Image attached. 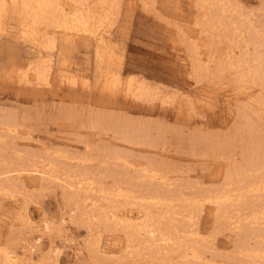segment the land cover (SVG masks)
Here are the masks:
<instances>
[{
  "label": "rangeland",
  "instance_id": "obj_1",
  "mask_svg": "<svg viewBox=\"0 0 264 264\" xmlns=\"http://www.w3.org/2000/svg\"><path fill=\"white\" fill-rule=\"evenodd\" d=\"M7 1L11 3V0ZM196 1L121 0L119 15L108 36L111 40L110 51L101 58L96 57L95 49L88 40L77 39L67 43L59 34L56 36L55 50L52 49L51 52V49L43 50L40 47L43 54L42 59L53 56H51V60L54 71L61 68L86 78L88 80L87 88L81 87L79 84L70 87L59 84L56 80L50 88L30 87L21 83L20 75L17 72L25 69L27 64H37L39 60L36 53L37 47L31 46L26 40L24 42L17 40V34L19 35L17 19L11 14H7L1 19V26L6 30L0 37V114L12 116L18 124V134H15L16 136L13 134L12 140L7 139V141L14 140L15 147L20 151L33 152L40 156L50 154V158H58L61 162L58 166L60 174H65V171L67 175L71 174L72 172H67L69 168L76 169V172H97L101 187L103 185V188L111 191H115L117 185L125 186L121 185L118 177H110L111 173L107 170L108 163L104 167L101 165L100 161L103 156L100 150L103 148L114 150L122 156H128L127 158L133 166L132 169H126V181L134 176L132 172H135L136 168H139L137 173H140L138 172L140 167L144 168L152 161L162 165L166 170L165 176H168L166 183L169 186H164L161 192L168 191L170 188V190H174V187L178 186L176 189H181L179 192L183 191L185 195H188L195 189L210 190L213 185L220 187L223 184L222 178L224 177L222 175L225 176L224 174L232 164H244L247 152L251 148L250 138L256 141V136H264V117L262 118L261 115L264 110H261V114L257 113L260 116L249 110L250 123L256 127L248 128L250 123H246L245 115H242L241 109L248 106L251 99L255 100L259 96L257 94L260 93V88L246 84L244 88L246 93L243 89L239 90L238 86L231 81L235 78L236 72L226 71L221 76L219 72H216L218 63L226 61L230 54L228 41L231 38L226 36L222 28H217L218 30L213 28L211 30L205 26V29L203 28L202 25L206 24L204 20L207 19V14H216L217 12L216 15H220V7L210 10L208 6L201 7L200 0ZM233 2L242 8L245 17L243 19L246 22L251 21L250 23L260 32L262 31L264 36V0H229L230 4ZM208 10L213 12H208ZM204 14L206 19L203 20ZM200 21L203 23L200 24ZM195 22L198 23L195 24ZM194 25H198L196 27L199 28ZM179 32L181 33L179 34ZM221 32L223 33L221 34ZM215 37H219L217 38L219 40H216ZM225 37L227 39H224ZM251 48L252 46H249V49ZM195 52L196 55H194ZM234 53L233 58H241L237 49H234ZM190 60H192V64ZM194 60L199 61V65ZM206 62H209L208 65ZM193 69L198 70L195 72ZM111 75H118L122 81H127L129 76L130 78L135 76L133 79L142 81L150 88V92L154 90L153 95L150 93L148 97L132 98L125 97L118 92L111 93L103 88L104 78L111 77ZM229 75L230 78L227 77ZM238 91L239 93H237ZM243 105L245 106L243 107ZM255 116L259 119L254 118ZM98 124L105 126L104 128L99 127ZM262 125L263 127H261ZM250 129L256 131L253 134L254 137L249 136L248 130ZM119 130L143 133L155 143L152 147L147 144L145 146L143 143H139L140 146L138 144L129 145L130 143L121 139L122 135L117 134L120 132ZM116 134L117 136H115ZM207 141L209 146L206 147ZM262 151H264V144ZM55 153H57L56 157ZM67 154L72 155L71 158ZM86 156L90 159L89 162L87 158V160L85 159ZM64 158L70 160L66 161ZM82 158L88 163L83 162ZM91 158L94 162L91 161ZM66 167L68 168L66 169ZM106 167L107 169H105ZM137 173L135 172V174ZM141 177L139 178L140 182L144 178ZM23 180L28 189L41 188L37 174L24 175ZM143 180V183H136L137 190L142 188L140 190L144 191L152 186L149 182H145L148 179ZM174 184L176 185L174 186ZM215 186L211 189L216 188ZM167 187L168 189H166ZM109 200H113V205L110 203L107 205V199L103 200L104 202L100 201L98 206L100 208L103 206L101 210L107 207H109L108 209L113 206L117 207L118 203L122 201L120 199L117 202L113 198ZM64 201L61 188L53 184H47V189L41 190L34 199L27 202L22 198L10 200L0 197V244L3 243L10 226L27 227L25 222L17 220L20 210L25 206L27 214L34 221L33 224L48 220L52 222L53 226L60 228L59 231L61 230L59 236L52 238L51 243L50 239L44 236L41 240L40 253L36 252L31 260L21 259L19 264H49L52 250L60 252L61 264L94 263L85 249L78 257L73 253L75 248H84L88 234L83 227L70 222L66 227L61 226V219L70 220V212ZM129 206H120L119 213L125 214L126 211H130L136 215L141 210L137 205ZM122 207L123 212L120 211ZM210 207L209 204L203 205L201 214L196 213L194 220L191 219L192 223L194 224L193 221H196V224H191V221L189 224H184L189 225L188 231L198 232L204 239L207 236L208 240H210V236L212 238L213 222L216 218L214 215L216 211ZM232 211L234 214L235 208ZM159 213V210L156 211V214ZM243 213L241 212V215H245L247 212ZM199 214L201 216H198ZM180 219L177 216V220L180 221ZM32 226L35 230L32 229L30 232L27 228L28 232L25 234L27 240L38 234L34 225ZM190 227L194 229L189 230ZM221 231L209 242V247L212 245L210 248L213 249L210 250V255L206 254L208 259L215 252L219 255L223 252H225L223 254H231L234 249L231 248L234 247L232 245H235L234 241L237 240L236 234L223 228ZM104 233H102L104 249L117 252L119 247L113 245V239L115 235L122 234L119 232ZM250 244L253 242L251 241ZM40 254H45V257L41 259ZM121 257L123 258V255L120 256L122 260ZM125 259L119 264H140L143 260L141 264L160 263L157 260H148V258H142L139 263L133 262L134 260L130 256H126ZM174 259L177 258L174 257ZM218 259L215 258V262H221V259ZM115 262L116 260H109L104 264H114Z\"/></svg>",
  "mask_w": 264,
  "mask_h": 264
},
{
  "label": "bare ground",
  "instance_id": "obj_2",
  "mask_svg": "<svg viewBox=\"0 0 264 264\" xmlns=\"http://www.w3.org/2000/svg\"><path fill=\"white\" fill-rule=\"evenodd\" d=\"M120 2L121 0H11V3H9L7 0H0V37L6 30L1 26V19L7 14H11L17 19L16 22H18L19 26L17 40L21 42L26 40L31 46L37 47L36 53L39 59H37V64H27L25 69L17 72L20 75L19 80L21 83L30 87L50 88L56 80L57 83L65 84L70 87L79 84L81 87L87 88L88 80L86 78L72 74L61 68H57L54 71L51 60L52 55L42 59L43 54L41 53V48H43V50L46 48L51 49L50 51L52 52V49L55 48L56 36L59 34L62 35L63 41L67 43L77 39L88 40L95 49L96 57H103L110 51L109 44L111 40L108 36L110 29L113 27V24H115L117 16L119 15ZM199 4H201V7H210V10H215L220 7V15H216L217 12L216 14L209 13L210 15L207 14L206 19V15L204 14L205 16L202 18L203 20L204 18L206 19L204 20L206 24L202 25L203 28L204 26L209 29L222 28L226 36L228 38L230 36L231 38L230 41H228L230 54L229 56L227 55L226 61L220 64L218 63L216 72H219L220 76L221 74H225L224 72L226 71L236 72L235 78L231 81L238 86L239 90L243 89L246 91L244 89L246 84H248V86L250 84V86L252 85L260 88V93L257 94V96H259H256L257 98L255 100H250L252 104L248 102L249 105H243V107H245L241 109L242 115H245L246 123H250L251 118L248 114L249 110L255 115L258 112L262 113L261 110H264V36L262 31L260 32L259 29L254 27L253 24L250 23L251 21L246 22L244 20L245 17L243 16L242 8L234 2L230 4L229 0H200ZM204 10L205 8L203 11ZM210 10H208V12H213ZM198 22H195V24ZM201 22L202 21H200V24L203 23ZM194 26L196 27L198 25ZM223 32H221V34ZM180 33L181 32H179V34ZM205 34L208 35L207 33ZM210 37L212 38L213 36ZM219 37H215L216 40H219L217 39ZM224 39L227 38L225 37ZM249 46H252V48L249 49ZM234 49L239 51L241 58H233L235 54ZM194 55H196V52ZM196 60H194V62L198 63L199 61ZM191 61L192 60H190V63ZM210 64H212V62H210ZM198 68L202 70L200 66H198ZM197 70H195V72ZM54 73H56L55 76H53ZM134 77L135 76H133V78ZM227 77L230 78V75ZM133 78L129 76L127 81H122L118 75H111V77L104 78L105 82L103 83V88L111 93L118 92L123 94L125 97L143 98L150 96V93L154 90L150 92L151 90L147 85ZM248 90L251 91L250 89ZM237 93H239V91ZM162 105L164 104L162 103ZM263 114L264 113L261 114L262 118L264 117ZM254 118L258 117L255 116ZM17 125L18 124L12 116L0 114V197L9 198L10 200L22 198L27 202L30 199H34L41 190L47 189V184H53L61 188L64 195V202H66L67 209L70 212V220L61 219V226L66 227L70 222L79 227H83L88 234L84 248L80 247L73 249L75 256L78 257V255H82V251L85 249L92 258L93 264H104L109 260H116L114 264H119L126 256L132 257L134 260L133 262L137 261L136 263H139L142 258H148V260H157L160 262L155 264H264L263 135L256 136V141L250 138L249 144L251 148L247 152L244 164H232L230 169H227V173L224 174L225 176L222 175L224 181L222 180L223 184L221 186L218 185L220 187L213 185L216 188L211 189L213 187L211 185L212 187H210V190L202 187L203 189H195L192 193L185 195L183 191L179 192L181 189H176L178 186L176 188L174 187V190H170V188L168 191L161 192L164 186H169V184L166 183L168 176H165L166 170H164L162 165L152 161L144 168L141 166L138 171L140 173H137V169L139 168H136L135 172L137 174L132 172L134 176L126 181V169L133 166L128 160V156H122L114 150H107L105 148L100 150L103 156L100 161L101 165L104 167V165L106 166L108 163V169L107 167L105 169L110 171V177H118L117 179H119L121 185L125 187H120L116 184L117 189L115 191L105 189L103 185L101 187L97 172H76V169L71 170L69 168L67 172H72V175H67L66 171V175L60 174L58 172V166H60L59 163L61 162L58 158H50V154L40 156L33 152L20 151L15 147V143H13L14 140L11 141L12 143L7 141V139L12 140V137L18 134ZM98 126L104 128L105 125L98 124ZM248 126V128H250L253 124L251 125L250 123ZM254 127L256 126H253V128ZM261 127H263V125ZM119 131L120 132L117 134L119 136L122 135L121 139L130 143L129 145H139V143H143L145 146L147 144L152 147L155 143L143 133L133 130ZM248 131L250 133L249 136L251 135L254 137L253 134H255L256 131L254 132L253 129ZM117 134L115 136H117ZM118 142H120V140H118ZM205 146H209L208 141L205 143ZM49 151L52 152V150ZM103 151L105 152L104 154ZM91 152L93 153V151ZM55 154L56 157L57 153ZM71 156L69 157L71 158ZM62 158L60 157V159ZM86 158L87 156L85 159ZM218 158L221 159V157ZM64 159L66 161L70 160L68 158ZM72 160L75 159L72 158ZM82 160L86 162L83 158ZM89 160L90 159H88V162ZM91 161H93L92 158ZM67 168L68 167H66V169ZM32 174L38 175V181L41 182L40 189H28L24 185V175ZM141 176L144 177L143 179L145 180L148 179L145 181L146 183L149 182L152 185L149 188L145 187L147 189L144 191L140 190L142 188L136 189V183L140 182L139 178ZM102 177L103 175L101 178ZM143 179L141 180L142 183L144 181ZM154 183L156 184L153 185ZM175 185L176 184H174V186ZM166 189H168V187ZM110 198L115 199L117 202L120 199L122 201L118 203L117 207L113 206L108 209L109 207L104 206L107 208L101 210L103 206L102 208L98 206L100 201L102 202L107 199V205L109 203L112 204L113 200L110 201ZM205 204H209L211 206L210 208L216 211L214 214L216 221L213 219L214 228L213 231L210 230L212 231V238H215V235L221 231L222 228L236 234L237 240L236 242L234 241L235 245H232L234 247L231 249H234L231 254H223L225 253L223 252L219 255V253L215 252L210 256L211 258L209 257L210 259H208L206 254H209V252H211L210 250L213 249L210 248L212 245L209 247V242L212 240L210 233V240H208L207 236L204 239L199 235L197 230V233L188 231L189 221H191L192 218L194 220L197 215L196 213L201 214L203 210L202 207ZM125 205H137L141 210L138 208L140 211L136 215L132 214L130 211H126L125 214H120L118 211L120 206ZM233 208H235L234 214L232 211ZM122 209L123 207L120 211ZM158 210L160 213L156 214ZM241 212L247 213L241 215ZM193 213L195 214L193 215ZM200 214L198 216H201ZM177 216L181 218L180 221L177 220ZM17 220L25 222V226L27 227L10 226L8 228L4 241L0 244V264H19L21 259L31 260L36 252L40 253L41 240L44 236L49 238L51 243L52 238L57 235L59 236L61 231H59L60 228H56V226H53L52 222L48 220H42L41 223L33 224L34 221L31 216L27 214L26 206L24 209L20 210ZM193 222L196 224V221ZM185 223L188 224L184 225ZM191 224H193L192 221ZM32 225H34L38 234L27 240L25 234L28 232L27 228H29L30 232L34 229ZM100 228H102V230H100ZM190 229L193 230L194 228L190 227L189 230ZM104 232H119L122 234L115 235L113 239V245L117 248L119 247L117 252H110L111 250L107 251L102 246V233ZM251 241L253 244H250ZM51 255L52 257L50 258L49 264H61L60 252L52 250ZM121 255H123V258L121 257L122 260L120 259ZM44 257L45 254H40L41 259ZM174 257L177 258V261L175 259V261L173 260ZM215 258L221 259V262H215Z\"/></svg>",
  "mask_w": 264,
  "mask_h": 264
}]
</instances>
